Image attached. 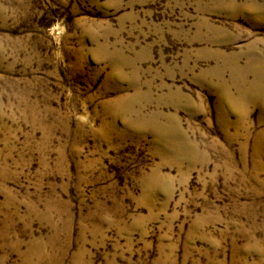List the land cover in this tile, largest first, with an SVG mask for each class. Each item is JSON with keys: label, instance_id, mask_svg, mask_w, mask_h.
<instances>
[{"label": "rangeland", "instance_id": "374dc122", "mask_svg": "<svg viewBox=\"0 0 264 264\" xmlns=\"http://www.w3.org/2000/svg\"><path fill=\"white\" fill-rule=\"evenodd\" d=\"M0 264H264V0H0Z\"/></svg>", "mask_w": 264, "mask_h": 264}]
</instances>
